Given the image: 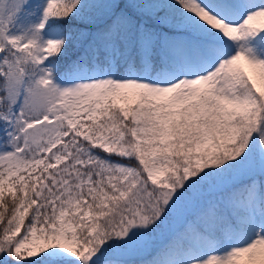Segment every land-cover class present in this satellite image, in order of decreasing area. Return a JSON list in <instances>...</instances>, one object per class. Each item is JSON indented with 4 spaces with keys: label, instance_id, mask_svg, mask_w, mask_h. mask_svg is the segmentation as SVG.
Returning <instances> with one entry per match:
<instances>
[{
    "label": "snow or ice",
    "instance_id": "snow-or-ice-1",
    "mask_svg": "<svg viewBox=\"0 0 264 264\" xmlns=\"http://www.w3.org/2000/svg\"><path fill=\"white\" fill-rule=\"evenodd\" d=\"M0 264H264V0H0Z\"/></svg>",
    "mask_w": 264,
    "mask_h": 264
},
{
    "label": "rangeland",
    "instance_id": "rangeland-1",
    "mask_svg": "<svg viewBox=\"0 0 264 264\" xmlns=\"http://www.w3.org/2000/svg\"><path fill=\"white\" fill-rule=\"evenodd\" d=\"M160 242H161L160 238L157 237V243H160ZM147 256H148V254H145L144 256L140 257L139 259H142L143 260Z\"/></svg>",
    "mask_w": 264,
    "mask_h": 264
},
{
    "label": "trees",
    "instance_id": "trees-1",
    "mask_svg": "<svg viewBox=\"0 0 264 264\" xmlns=\"http://www.w3.org/2000/svg\"><path fill=\"white\" fill-rule=\"evenodd\" d=\"M63 63V62H62ZM151 257H150V255H148L147 257H145L143 260L144 261H147V260H149Z\"/></svg>",
    "mask_w": 264,
    "mask_h": 264
}]
</instances>
